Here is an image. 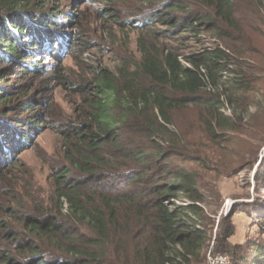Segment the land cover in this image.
<instances>
[{
  "label": "trees",
  "instance_id": "trees-1",
  "mask_svg": "<svg viewBox=\"0 0 264 264\" xmlns=\"http://www.w3.org/2000/svg\"><path fill=\"white\" fill-rule=\"evenodd\" d=\"M140 1L149 9L136 14L138 24H129L133 29L143 32L159 23L168 27V36L204 31L218 44L190 54L183 65L173 46L158 47L138 38L139 60L93 71L75 87L81 95V115L57 129L68 166L55 179V206L28 208L30 213L0 210V240L8 247L0 248V264L201 262L216 214L201 206L204 179L189 167H208L220 156L213 146L221 140L236 155L235 160L229 155L225 170L256 161L254 141L264 142V110H256L245 122L241 113L264 89V43L233 38V0L195 2L211 12L200 11L188 0ZM60 17L46 13L41 0H0V172L33 143L41 129L38 123L47 122L44 108L37 110L28 94L31 78L39 74L36 53L47 46V53L60 62L53 44L68 42L66 51L89 47L82 35L66 30L71 21L59 22ZM23 39L28 42L23 44ZM54 73L65 83L60 65ZM13 98L18 100L14 110L33 118L11 128L5 118L10 108L1 105ZM229 106L233 114L225 116L222 111ZM190 107L196 109L204 133L192 138L173 119L175 111ZM204 145L213 152L203 150ZM244 148L249 151H241ZM246 153L252 160H245ZM263 162L264 157L260 165ZM255 181L264 185L258 171ZM220 221L214 253L230 257L231 264H264V243L234 245L229 254L234 226L228 224L220 233ZM243 249L251 254L241 257Z\"/></svg>",
  "mask_w": 264,
  "mask_h": 264
},
{
  "label": "rangeland",
  "instance_id": "rangeland-1",
  "mask_svg": "<svg viewBox=\"0 0 264 264\" xmlns=\"http://www.w3.org/2000/svg\"><path fill=\"white\" fill-rule=\"evenodd\" d=\"M200 11L211 12L206 5H196L198 0H188ZM44 3L46 13H60L59 22L71 21L66 30L72 35H82L83 41L89 43V47H73L72 51H66L69 43L61 46L53 44L60 55V62L53 59L46 51L36 53L35 64L39 68V74L31 78L29 97L37 103V110L44 108L47 113V122L38 123L41 126L33 143L18 152L13 159V164L6 167L7 170L0 172V210L3 207L15 208L19 213H30L28 208L40 206L51 209L55 206L54 187L56 176L60 174L63 166H68L64 159L62 139L57 129L65 122H77L81 115V95L75 87L91 78L93 71L101 69H115L122 61H137L140 58L137 39L143 38L158 47L163 45L173 46L180 54V61L187 65L186 58L201 49L212 48L218 44L209 33L204 31L194 34L182 32L177 35L166 34L168 27L155 23L143 32L137 31L130 26V22L136 19V14L146 13L149 9L140 0L101 1L92 0H41ZM233 22L235 28H229L233 38H258L259 44L264 43V0H233ZM114 8V9H113ZM194 8V9H195ZM115 16V19L105 14ZM134 24L137 25L138 23ZM228 29V26H224ZM170 38V39H166ZM78 42V37L76 39ZM216 40V41H215ZM26 44L27 39H23ZM77 44H75L76 46ZM71 48V47H70ZM69 48V49H70ZM81 52V54H80ZM60 65L66 81L60 83L55 79L54 69ZM18 100L13 98L11 102L2 103L1 108H10L5 117L11 128L20 121L27 122L33 118L31 114H21L14 110ZM225 107L222 111L225 116H230L233 111ZM46 110V111H45ZM256 110H264V89L255 94V99L248 110L242 114L243 121H247ZM240 115V112L237 113ZM174 124L187 134L188 138L203 135V129L197 122L196 109L178 110L174 112ZM170 129L175 132L171 125ZM261 139V138H260ZM254 141L257 149V158L253 165L225 170L228 159L235 160V151L227 146L224 140L219 145L213 146L215 153L226 155L224 159L218 156L211 161L208 167L193 166L203 176V193L205 202L201 204L206 212H215L213 217L214 227L209 247L205 250L201 262L192 264H207L209 252L214 253V237L217 225L221 220L218 232L222 233L228 226H234L233 235L229 238V249L234 245H246L249 242L264 243V185L257 184L255 173L258 171L264 177V162L260 165L261 157H264V142L262 139ZM192 140V139H191ZM195 143V142H194ZM196 144H204L197 141ZM203 150L213 152L204 145ZM226 149L225 151H223ZM244 148L241 151H249ZM237 152V151H236ZM242 153V152H241ZM247 162L252 160L245 155ZM239 158V157H238ZM216 160H221L220 162ZM173 200V199H172ZM22 204V205H19ZM182 205L183 202L176 201ZM63 213L66 209L62 210ZM2 213V211H1ZM2 217V216H0ZM7 243L0 240V248H8ZM9 246V245H8ZM251 253L243 249L241 257H248ZM228 264H231L227 256ZM239 262V261H237Z\"/></svg>",
  "mask_w": 264,
  "mask_h": 264
},
{
  "label": "built area",
  "instance_id": "built-area-1",
  "mask_svg": "<svg viewBox=\"0 0 264 264\" xmlns=\"http://www.w3.org/2000/svg\"><path fill=\"white\" fill-rule=\"evenodd\" d=\"M207 264H228V259L226 255L209 252Z\"/></svg>",
  "mask_w": 264,
  "mask_h": 264
},
{
  "label": "water",
  "instance_id": "water-1",
  "mask_svg": "<svg viewBox=\"0 0 264 264\" xmlns=\"http://www.w3.org/2000/svg\"><path fill=\"white\" fill-rule=\"evenodd\" d=\"M262 158V157H261Z\"/></svg>",
  "mask_w": 264,
  "mask_h": 264
}]
</instances>
